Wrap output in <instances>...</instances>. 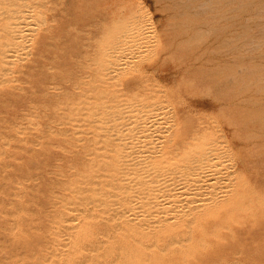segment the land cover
Here are the masks:
<instances>
[{"label":"rangeland","instance_id":"rangeland-1","mask_svg":"<svg viewBox=\"0 0 264 264\" xmlns=\"http://www.w3.org/2000/svg\"><path fill=\"white\" fill-rule=\"evenodd\" d=\"M5 6L14 7V10L5 8ZM10 10V15L16 11L15 17L18 19L21 17L23 20H27L30 17L29 21L27 20L29 28H27L29 26L26 24L27 22H23L20 18L22 24L25 23L22 26H25L27 31L28 29L30 31V28L35 30L33 27H37V25H40V28H36L35 32L31 30L33 33L26 32L29 37L26 36L24 29L22 35L25 38L22 36V41L18 40L19 44L22 46L23 43L30 41L32 44L29 43L30 46L28 43L25 44L24 47L29 46L26 47L27 50L21 49L23 46L20 47L19 54L18 52L14 53L15 57L4 62H1V55L6 48L0 46V70L2 71L0 72V264H75V261L79 260L78 264H116V259L120 256L117 240L102 235L88 236L81 233L87 227V221L96 225V228L102 229L104 225L101 223L100 227L99 221H104L112 216L104 213L103 209H96L93 211L94 214L93 212L75 211V208L70 206L65 209L66 211L64 210V213L69 212L70 214L68 213V216L63 214L61 205H55L56 198L61 193L55 186L60 183L61 186L58 187L61 190L64 189L68 185L65 182L71 181L72 176H76V172L78 175V171L83 168L80 165L85 163V160L87 161V156L84 155L87 152L83 148L86 149L88 144L86 142H89V138L86 140L83 138L90 137V131L86 129L93 130L98 124L103 123V120L111 113V111L107 112L106 107L120 105V108L124 109L127 98L131 99L130 101L127 99L128 103L135 104L133 109L136 112L134 114L138 111L143 113L140 112L142 115L136 114L137 116L140 114L141 117L146 115V111L157 109L158 105L163 110L167 107L164 111H159L165 115L163 117L165 119L160 122L161 130L164 129V126L173 124V117L170 116L173 114L171 112L176 111L179 120L182 117L180 125L185 127L183 130H190V126L196 127L201 130L197 131V134H200L203 129L211 128L214 131L211 134L212 138L228 142L232 147L233 154L224 157V160L227 162L225 163L227 169L235 170V172L234 176L231 174L225 179L227 182L225 181L222 186L226 188L222 190L221 195L223 196L221 201L228 202L229 199H232L231 203L229 202V211L223 210L216 217H214L215 215L206 217L209 215L203 213L202 225L211 228H207L206 233H198L199 240L195 245L188 246L183 252L180 250L170 251L165 257L168 259L178 258L182 264H264V0H0L1 20L6 18ZM25 12L30 16L24 14ZM138 12H143L147 17L146 23L138 22V27L141 25L139 29L142 34L137 39L141 43L139 41L136 44L135 42L120 44L118 52L127 51L128 53L119 54L117 52L116 58L107 57L108 61H114L113 66L107 64L108 68L106 66L98 67L100 65L97 62H100L98 60L100 58L97 56L100 53L97 54L96 48L100 49L104 39H108V41L111 38L112 40L116 39L122 32L121 27L132 28L136 21L134 15ZM31 17L35 19L32 18V20ZM131 18L133 19L130 20ZM1 20L0 24H4L2 25L4 28L0 25V28H3L0 29V41L2 40L0 45L5 41V30L9 27L10 22L6 24V20ZM143 24H146V28ZM27 39L29 41L26 42ZM138 43L140 47H138ZM45 44L46 46H44ZM136 47L138 48L136 49ZM40 48L44 50L40 51ZM122 48L126 49L122 50ZM130 48H133V51ZM21 53L24 55L22 56ZM19 55H21V61ZM117 58L119 59L117 60ZM128 58L129 60H127ZM120 59L123 61L119 62ZM35 60L37 61L35 62ZM5 63L11 64L6 65ZM96 68L100 71L97 72ZM109 68L110 70H108ZM112 69L118 71L116 70L115 73ZM4 71L5 74H3ZM102 80L105 82H101ZM99 82L104 86H101ZM75 86L83 88L76 89ZM59 88L60 90H57ZM137 88L142 90L136 92ZM149 88L150 91H148ZM70 89L72 90L70 91ZM61 90L64 92H60ZM84 90L85 93H83ZM93 90H95L94 93L97 91L96 94L91 93ZM108 90L109 92H107ZM66 91L69 93L66 94ZM141 91L148 93H145L146 96H144L143 92L140 93ZM134 92L136 93L134 94ZM151 93L153 95H150ZM78 94H84L85 97L81 96L85 99L79 97ZM105 94L109 96L111 94L112 97ZM130 95L133 96L130 97ZM99 96L102 98V105L95 107V105L86 103L87 97L97 98ZM133 97L134 99H132ZM165 101H169L171 104ZM71 105H75V108ZM152 106L153 108H151ZM77 107L78 109H76ZM84 107L86 108L84 109ZM126 108L127 106L120 112H125ZM127 110L130 111L131 107ZM166 119H168L167 123L163 121ZM128 121L130 122V120ZM161 123H164V126ZM84 140L85 142H83ZM110 142L112 143L111 140L103 139L99 143V148L109 149ZM82 143L86 145H82ZM74 155L77 157L75 158ZM73 157L74 160L69 163ZM77 158L83 163L80 162L77 165L79 162H77ZM74 161L77 163L72 166L75 164ZM69 166H72L73 170L78 169V171L74 170V172L76 171L75 175ZM62 172L66 174H64L65 182H63L64 179L62 180ZM58 174L61 176L59 179H57ZM232 180L233 183L236 181L234 185ZM244 181L247 183H243ZM54 182L58 184L54 186ZM241 192L244 193L241 194ZM238 199L243 200L241 202L243 206L240 205ZM59 211L61 213H57ZM97 212L100 213V216ZM230 214L233 216L227 220ZM97 216L102 219H98ZM54 217H57L58 220ZM93 217H96L98 222H96V218L93 220ZM88 218L89 220H87ZM221 222L226 225H221ZM49 223L51 224L49 225ZM61 225H65L63 228L65 227L64 230L67 232L62 230ZM54 230H57V233L56 231L54 233ZM228 232L231 234L230 236ZM83 238L86 240L84 241ZM67 239L70 242L66 241ZM51 242L53 243L51 244ZM88 244H92L91 247ZM64 245L66 248L63 247ZM93 245H95L94 248H92ZM48 247L51 248V251ZM96 247L100 248L97 250ZM95 249L96 252H94ZM89 250H92L91 254ZM200 252L202 253L200 254ZM61 254L64 257L61 258Z\"/></svg>","mask_w":264,"mask_h":264},{"label":"bare ground","instance_id":"bare-ground-1","mask_svg":"<svg viewBox=\"0 0 264 264\" xmlns=\"http://www.w3.org/2000/svg\"><path fill=\"white\" fill-rule=\"evenodd\" d=\"M2 1V0H1ZM5 1V0H4ZM33 1V0H32ZM5 3V2H4ZM20 4V3H19ZM15 5V4H14ZM25 5V4H24ZM54 5V4H53ZM204 5V4H203ZM26 6V5H25ZM103 6V5H102ZM31 7V6H30ZM33 7V6H32ZM104 7V6H103ZM5 8H8L11 10H14V7H8L5 6ZM28 8V7H27ZM22 9V8H21ZM29 9V8H28ZM207 9V8H206ZM11 10L7 13L6 18H3L1 21H7L6 24H8L9 22V27L7 28L6 26V30H5V36H4V43L1 46V48H6V50L2 53V61L4 62L6 60H9L13 57H15L16 55H13L14 53H17L18 50L20 49V47H22L21 49L25 48L26 50L29 47L30 44H32L30 41L29 43L27 41H29L28 39L26 40V42L28 43L29 46L25 44L27 43H23V45L21 46L18 42V40L25 38L22 33L23 30L25 29V26L23 27L22 25H24L25 23L22 24V21L27 22V20L29 21V19L27 20H23L21 21V19L16 18V11L12 12L14 14L10 15ZM31 11V9H29ZM38 10V9H37ZM36 10L37 14L38 11ZM100 10V9H99ZM25 11V10H24ZM130 11V10H129ZM2 12V11H1ZM20 12V11H19ZM23 12V11H22ZM27 12V11H26ZM24 13V14H28V13ZM32 12V11H31ZM29 12V13H31ZM128 12V11H127ZM18 13V12H17ZM21 13V12H20ZM42 13V12H41ZM125 13V12H124ZM3 14V13H2ZM1 14V15H2ZM22 14V13H21ZM32 14V13H31ZM14 15V16H13ZM19 15V13H18ZM23 15V14H22ZM29 15V14H28ZM132 15V14H131ZM3 16V15H2ZM27 17V15H25ZM30 16V15H29ZM92 16V15H91ZM1 17V16H0ZM4 17V16H3ZM19 17V16H17ZM34 17L37 18L36 15H34ZM34 17H31L34 18ZM39 17V14H38ZM129 17V16H128ZM134 17L136 18L135 23L133 24L134 26L132 28H127V27H121V34L116 38L113 39L112 38L108 41V39H104L102 40V45L99 48H96L97 50V54L98 52L100 53L97 57H99L100 59H98L100 62H97V64L99 63L100 66L98 67H104L106 66L108 68L109 65L107 64H111L110 66H113L114 61H108L107 57H113L116 58L119 49L120 44H128V43H133L135 42H139L140 40H138L137 38H140V35L142 34L140 32L139 27H141V25L138 27V22H145V19L147 18L146 15L143 12H138L134 15ZM70 18V17H68ZM15 19V20H14ZM35 19V18H34ZM133 18H131L130 20H132ZM14 20V21H11ZM33 20V19H32ZM37 20V19H36ZM86 20V19H85ZM135 20V19H134ZM133 20V21H134ZM31 21V20H30ZM35 21V20H34ZM148 21V20H147ZM127 22V21H126ZM37 23V22H36ZM43 23H45L43 21ZM69 23V22H68ZM125 23V22H124ZM146 23V22H145ZM27 25H29V22L26 23ZM31 24V23H30ZM39 24V23H37ZM141 24V23H140ZM149 24V23H148ZM152 24V23H151ZM1 25V24H0ZM4 25V24H2ZM1 25V27H3ZM33 25V24H32ZM31 25V26H32ZM122 25V24H121ZM145 25L146 28V24ZM35 26V25H34ZM40 26V25H39ZM37 25V27H33L35 28V30L30 28V31L28 29V31L26 32H32L31 30H33L34 32L36 31V28L39 27ZM27 27V26H26ZM30 25L27 27L29 28ZM143 27V26H142ZM4 28V27H3ZM2 28V29H3ZM40 28V27H39ZM38 28V29H39ZM150 28V27H149ZM148 28V29H149ZM1 29V28H0ZM1 29V30H2ZM151 29V28H150ZM120 31V29H119ZM118 31V32H119ZM142 31V28H141ZM145 31V30H143ZM150 31V30H149ZM88 32V31H87ZM93 32V31H92ZM33 33V32H32ZM31 33V35H32ZM98 33V32H97ZM101 33V32H100ZM152 33V32H151ZM24 34V35H25ZM39 34V33H38ZM54 34V33H53ZM115 34V35H116ZM154 34V32L152 33ZM3 35V34H2ZM29 35V34H28ZM26 34V36H28ZM114 35V36H115ZM149 35V34H148ZM8 36V37H7ZM23 36V38H22ZM39 36V35H38ZM29 37V36H28ZM59 37V36H58ZM1 38V37H0ZM27 38V37H26ZM37 38V36H36ZM35 38V39H36ZM40 38V37H39ZM42 38V36H41ZM44 38V37H43ZM79 38V37H78ZM155 38V37H154ZM31 39V38H30ZM33 39V37H32ZM31 39V40H32ZM147 39V38H146ZM40 40V39H39ZM46 40V39H45ZM138 40V41H137ZM145 40V39H143ZM142 40V41H143ZM22 41V40H21ZM84 41V40H83ZM147 41V40H145ZM2 42V40L0 41ZM35 42V41H34ZM33 42V45H34ZM38 43V42H37ZM72 43V41H71ZM100 43V44H101ZM141 43V41H140ZM147 43V42H145ZM36 44V43H35ZM43 43H41L42 45ZM139 44V43H138ZM154 44V43H153ZM62 45V44H61ZM93 45V44H91ZM143 45V44H142ZM43 46V45H42ZM46 46V44L44 45ZM122 46V45H121ZM127 46V45H126ZM123 46V47H126ZM135 46V45H134ZM35 47V46H33ZM37 47V46H36ZM41 47V46H40ZM131 47V46H129ZM140 47V44L139 46ZM136 47V49L138 48ZM155 47V46H154ZM45 48V47H43ZM142 49L144 48L141 47ZM33 49V48H32ZM35 49V48H34ZM38 49V48H37ZM36 49V50H37ZM40 51H43L42 48H40ZM69 49V48H68ZM83 49V48H82ZM126 49V48H124ZM122 48V50H124ZM131 49V48H130ZM133 49V48H132ZM131 49V50H132ZM135 49V48H134ZM135 49V50H136ZM25 50V51H26ZM100 50V51H99ZM121 50V51H122ZM140 50V49H139ZM20 51V50H19ZM22 51V50H21ZM24 51V52H25ZM120 51V50H119ZM133 51V50H132ZM132 51H129L130 53H132ZM148 50H146L147 52ZM68 52V51H67ZM84 52V51H83ZM92 52V51H91ZM118 52V53H117ZM126 53H128L127 51H124ZM123 52V53H124ZM149 52V51H148ZM37 53V52H36ZM41 53V52H40ZM87 53V52H86ZM122 53V52H121ZM119 53V54H121ZM122 53V54H123ZM143 53V52H142ZM145 53V52H144ZM152 53V52H151ZM19 54V52H18ZM17 54V55H18ZM22 54V53H21ZM76 54V53H74ZM93 54V53H92ZM141 54V52L139 53V55ZM146 54V53H145ZM24 54H22L23 56ZM0 56V57H1ZM21 59V55H19ZM80 56V55H79ZM123 56V55H121ZM121 56H119L121 58ZM132 56V54H131ZM130 56V57H131ZM135 56V55H134ZM133 56V57H134ZM28 57V56H27ZM31 57V56H30ZM89 57H91L89 55ZM93 57V56H92ZM129 57V58H130ZM142 57V56H140ZM149 57V56H148ZM18 58V56H17ZM16 58V59H17ZM25 58V56H24ZM23 58V59H24ZM33 58V57H32ZM129 58L127 60H129ZM136 58V57H134ZM145 58V57H144ZM35 59V58H34ZM55 59V58H54ZM91 59V58H90ZM119 58H117L118 60ZM123 59V57H122ZM120 59L119 62L122 60ZM137 59V58H136ZM18 60V59H17ZM32 60V59H31ZM38 60V59H37ZM35 60V62L37 61ZM124 60V59H123ZM122 60V61H123ZM12 61V60H11ZM14 61H16L14 59ZM21 61V60H20ZM27 61V60H25ZM62 61V60H61ZM78 61V60H77ZM84 61V60H83ZM89 61V60H88ZM95 61V60H94ZM143 61V60H142ZM29 63V61H27ZM33 62V61H32ZM86 62V61H85ZM82 62V63H85ZM107 62V63H106ZM26 63V62H24ZM87 63V62H86ZM85 63V64H86ZM105 63V64H104ZM116 63V62H115ZM118 63V62H117ZM122 63V62H121ZM131 63V62H130ZM6 65H9L11 63H5ZM19 64V63H18ZM21 64V63H20ZM27 64V63H26ZM24 64V65H26ZM89 64V63H88ZM87 64V66H88ZM93 64V63H92ZM96 64V63H94ZM128 64V62H127ZM133 64V63H132ZM14 65V63H13ZM29 65V64H28ZM34 65V64H32ZM80 65V64H79ZM82 65V64H81ZM1 66V65H0ZM22 66V65H20ZM53 66V65H52ZM85 66V65H84ZM86 66V67H87ZM95 66V65H94ZM124 66V65H123ZM145 66V65H144ZM4 67V66H3ZM101 67V68H102ZM105 67V69H106ZM118 67V66H117ZM122 67V66H121ZM125 67V66H124ZM28 68V67H27ZM65 68V67H64ZM84 68V67H83ZM94 68V67H93ZM99 68V69H101ZM138 68V67H137ZM15 69H17L15 67ZM21 69V68H20ZM86 69V68H85ZM87 69L89 70V68L87 67ZM86 69V70H87ZM104 69V68H103ZM121 69V68H120ZM5 70V69H4ZM23 70V69H22ZM85 70V71H86ZM97 70V68H96ZM110 70V68L108 69ZM113 70V69H112ZM111 70V71H112ZM117 70V69H116ZM115 70V71H116ZM146 70V69H145ZM7 71V69H6ZM14 71V70H13ZM25 71V70H24ZM83 71V70H82ZM100 71V70H99ZM97 70V72H99ZM114 71V70H113ZM114 71V72H115ZM118 71V70H117ZM116 71V72H117ZM0 72H2L0 70ZM28 72V71H27ZM74 72V71H73ZM89 72V71H88ZM92 72V71H90ZM96 72V73H97ZM114 72H112L113 74H115ZM124 72V71H123ZM137 72V69H136ZM21 73V72H20ZM29 73V72H28ZM80 73H82L80 71ZM79 73V74H80ZM87 73V72H86ZM85 73V74H86ZM112 73H107V74H112ZM1 74V73H0ZM3 74H5V71L3 72ZM94 74V73H93ZM98 74V73H97ZM105 74V73H104ZM8 75V74H7ZM10 75V74H9ZM8 75V76H9ZM116 75V74H115ZM155 75V74H154ZM146 76V75H144ZM56 77V76H55ZM96 77V75H95ZM101 77V76H100ZM78 78V77H77ZM84 78V76H83ZM88 79V76L86 77ZM90 78V76H89ZM102 78V77H101ZM145 78V77H144ZM170 78V77H169ZM172 78V77H171ZM82 79V78H79ZM97 79V78H96ZM167 79V78H166ZM165 79V80H166ZM22 80V79H21ZM85 81V79H83ZM82 80V81H83ZM168 80V79H167ZM170 80V79H169ZM23 81V80H22ZM61 81V80H60ZM89 81V80H88ZM87 81V83H88ZM92 81V80H90ZM101 82H105V81H101ZM99 82L102 85V83ZM135 82V81H134ZM147 82V81H146ZM16 83V82H15ZM76 83V82H75ZM79 83V82H78ZM86 83V82H85ZM133 83V82H132ZM137 83V82H136ZM134 83V84H136ZM72 84V83H71ZM81 84V83H79ZM126 84V83H125ZM124 84V85H125ZM57 85V84H56ZM73 85V84H72ZM75 85V84H74ZM83 85V83H82ZM128 85V84H127ZM126 85V86H127ZM153 85V84H152ZM166 85V84H165ZM55 86V85H54ZM84 86V85H83ZM100 86V87H101ZM129 86V85H128ZM131 86V85H130ZM155 87V85H153ZM167 86V85H166ZM76 87V86H75ZM79 86L76 87V89ZM82 86H80L79 88H81ZM99 87V86H98ZM112 87V86H109ZM120 87V86H119ZM122 87V86H121ZM133 87V86H131ZM135 87V86H134ZM137 87V86H136ZM144 90L143 85L141 86ZM65 88V87H63ZM72 88V87H71ZM78 88V89H79ZM83 88V87H82ZM87 88V87H86ZM102 88V87H101ZM104 89L106 88L103 87ZM108 88V86H107ZM113 88V87H112ZM117 88V86H116ZM130 88V87H129ZM146 88V87H145ZM157 88V87H155ZM53 89V87H52ZM96 89V88H95ZM115 89V87H114ZM118 89V88H117ZM147 89V88H146ZM20 90V89H19ZM57 90H60L57 89ZM64 90V89H63ZM63 90H61L60 92H64ZM72 89H70L71 91ZM74 90V88H73ZM83 90V89H81ZM86 90V89H85ZM85 90L83 93H85ZM103 90V89H102ZM107 90V89H106ZM113 90V89H112ZM132 90V89H131ZM137 90H139L138 88L135 89V91L137 92ZM142 90V89H140ZM139 90V91H140ZM95 90H93L94 93ZM111 91V90H110ZM116 91V90H114ZM113 91V92H114ZM122 91V90H121ZM148 91H150V88L148 89ZM153 91V90H151ZM156 91V90H154ZM77 92V91H76ZM80 92V90H79ZM87 92V90H86ZM89 92V91H88ZM97 92V91H96ZM96 92L94 94H96ZM109 92V90L107 91ZM128 92V91H126ZM134 92V94L136 93ZM143 91H141L140 93H142ZM159 93V91H157ZM162 92V91H161ZM160 92V93H161ZM66 94L69 92H65ZM64 93V94H65ZM73 93V92H71ZM105 93V92H104ZM112 93V92H110ZM122 93V92H121ZM124 93V91H123ZM139 93V92H138ZM139 93V94H140ZM146 93V92H145ZM145 93L143 92L142 94L144 96ZM148 93V92H147ZM146 93V94H147ZM163 93V92H162ZM58 94V93H57ZM80 94V93H79ZM78 94V95H79ZM116 94V93H115ZM125 94V93H124ZM123 94V95H124ZM129 94V93H128ZM131 94V93H130ZM133 94V91H132ZM164 94V93H163ZM70 95V94H69ZM84 96V94H81ZM79 95V97L81 96ZM86 95V94H85ZM108 95V94H105ZM114 95V94H112ZM118 95V94H116ZM122 95V94H121ZM127 95V94H126ZM150 95H153L152 93ZM148 95V96H150ZM7 96V95H5ZM81 96V97H83ZM109 96V95H108ZM111 96V94H110ZM109 96V97H110ZM133 96V95H132ZM130 95V97H132ZM67 97V96H65ZM76 97V94H75ZM85 97V96H84ZM83 97V98H84ZM101 96L97 97V98H86V103H89L91 105H95V107H97L96 105L100 106L102 105V98H100ZM108 97V98H109ZM112 97V96H111ZM128 97V95H127ZM155 97V96H153ZM164 97V96H163ZM3 98V97H2ZM70 98V97H69ZM119 98H120V94H119ZM71 99V98H70ZM77 99V97H76ZM80 99V98H79ZM85 99V98H84ZM83 99V100H84ZM125 99V98H124ZM129 99V98H127ZM125 99L127 101V103H125V106H127V108L131 110L128 111L127 108L125 110V112H120L123 111L125 109H121L120 105H117L115 107H106L107 112H110V114H107L109 116H107L106 119L103 120V123H101L100 125L98 124V126L94 127V129L90 130V129H86L89 130V136H86V138L84 137L83 139H88L89 138V142H86L87 147L86 149L82 148L87 152V154L84 153L87 159V161L85 160L83 162L79 161L80 159H76L78 164L81 162L83 164H81L80 166H82L83 168L81 169V171H78V169H74L77 170L79 172V174L77 175L76 172V176H72V180L65 182L66 178L63 174V172L61 174H63L62 176V180L63 182H65L66 184H68L64 189L61 190L60 187H58L60 185L57 186L56 184H58L56 182H54V186L55 188L59 189L61 191V193L57 196L56 198V204L61 205L62 209L61 211L64 213V210L67 209L69 206L72 208H75V211H83V213H88V212H93L96 211V209H103V212L106 214L111 215L112 217H109V219L106 220H102L100 223V227H101V223H103V227L101 228H96L92 222L87 221V225L84 222V225H86L87 227H85L81 233L88 235V236H95V235H102L103 237L106 238H113L115 240H117L119 249H120V256H118V259H116V264H182V262L180 261V259L178 258H174V259H168L165 257V255H167L168 252L170 251H177L180 250L181 252L184 251V249H187L188 246L190 245H195L198 242V233L207 232V228L210 229L211 227H207L206 225L203 226L202 225V214L203 213H207L209 216L206 217H210L212 215H215L214 217L218 216L220 214V212L224 211H229L230 209V201L232 199H229L230 201L228 202H224L221 201L223 198L222 195V190L225 189L226 187H223L222 185H224L223 183L226 181L225 179L227 178V176H231V174H233L235 172L229 170V168L227 169V166H225V160L224 157H229L230 155H232L233 153L231 152L232 147L228 144V142H221L215 138H212L211 134L214 132L211 128L210 129H203L202 132H200V134H197V131H201L200 129L192 128L190 126V130H183L185 129L184 126L180 125V120L178 117V113H176V111H173L171 113H173L170 117H173V124H171L167 127H165L162 123V126L164 129H160L159 127L160 122L162 121V119L165 115L164 113H160V110H163V108L158 105L156 108L157 109H153L152 111L149 112H145L146 115L144 116H140V114L142 113L141 111H138L139 116H137L136 114H134L136 111L133 109V107L135 108V104H130L128 103V100ZM134 99V97L132 98ZM3 100V99H2ZM5 100V99H4ZM3 100V101H4ZM37 100V99H36ZM53 100V99H52ZM81 100V101H83ZM131 99H129L130 101ZM154 100V99H153ZM163 100V99H161ZM118 101V100H117ZM77 102V101H76ZM79 102V101H78ZM85 102V101H84ZM162 102V101H161ZM165 102H169V101H165ZM13 103V102H12ZM47 103V102H46ZM120 103V101H119ZM164 103V102H163ZM170 103V102H169ZM61 104V102H60ZM59 104V106H60ZM63 104V102H62ZM69 104V102H68ZM71 104V103H70ZM73 104H75L73 102ZM171 104V103H170ZM104 105V104H103ZM106 105V104H105ZM12 106V105H11ZM72 107L75 105H71ZM86 106V105H85ZM137 106V105H136ZM182 106V105H181ZM48 107V106H47ZM79 107V106H78ZM78 107L76 109H78ZM87 107V106H86ZM84 107V109L86 108ZM138 107V106H137ZM140 107V106H139ZM170 107V106H169ZM213 107V106H212ZM73 108V109H74ZM88 108V107H87ZM144 108V107H143ZM150 108V107H149ZM153 108V106L151 107ZM66 109V108H65ZM65 109L64 112H65ZM72 109V108H70ZM95 109V108H94ZM121 109V110H120ZM133 109V110H132ZM167 109V107L165 108ZM164 109V110H165ZM184 109V108H183ZM80 110V109H79ZM157 110V111H156ZM163 110V111H164ZM169 110V109H168ZM47 111V110H46ZM71 111V110H70ZM96 111V109H95ZM94 111V112H95ZM55 112V111H54ZM69 114H71L69 111H67ZM76 112V111H75ZM103 112V111H101ZM77 113V112H76ZM148 113V114H147ZM180 113V112H179ZM98 114V112H97ZM104 114V113H102ZM143 114V113H142ZM141 114V115H142ZM170 114V113H169ZM181 114V113H180ZM186 114V113H185ZM163 115V116H162ZM162 116V117H161ZM185 116V115H184ZM89 117V116H88ZM100 117V116H99ZM160 117V118H159ZM71 118V117H70ZM103 118H105L103 116ZM185 118V117H184ZM190 119H192L191 117H189ZM85 119V118H84ZM101 119V118H98ZM170 119V118H169ZM87 120H89L87 118ZM127 120H130V122L128 123ZM199 120V119H198ZM203 120V119H202ZM90 121V120H89ZM164 122L167 123L168 119L163 120ZM183 121V120H182ZM172 122V121H171ZM57 123V122H56ZM60 123V122H59ZM87 123V122H86ZM98 123V122H97ZM169 123V122H168ZM203 123V122H202ZM201 123V124H202ZM221 123V122H220ZM90 126L91 123L89 122ZM93 124V122H92ZM199 123L197 122V125ZM206 124V123H205ZM222 124V123H221ZM60 125V124H59ZM94 125V124H93ZM196 125V124H195ZM196 125V126H197ZM207 125V124H206ZM75 126V125H74ZM202 126V125H200ZM194 127V126H193ZM203 127V126H202ZM200 127V128H202ZM207 127V126H206ZM209 127V126H208ZM89 128V127H88ZM205 128V127H203ZM218 128V127H217ZM24 129V128H23ZM26 129V128H25ZM84 129V128H83ZM178 129V130H177ZM187 129V128H186ZM216 129V127H215ZM49 130V129H48ZM85 130V131H86ZM229 130V129H228ZM81 131V130H80ZM218 131V129H217ZM57 132V131H56ZM85 133V132H83ZM88 133V132H87ZM219 133V131H218ZM20 134V133H19ZM73 134V133H72ZM86 134V133H85ZM215 135V133H214ZM221 135V134H220ZM85 136V135H84ZM223 136V135H221ZM220 136V137H221ZM225 139V137H222ZM244 138V137H243ZM242 138V139H243ZM107 141L111 140L112 141V145L110 144L109 146H111L109 149H101L99 148V143L102 140ZM85 140L83 142H85ZM223 140V139H222ZM244 140V139H243ZM78 141V140H77ZM226 141V140H225ZM84 143H82L83 145ZM84 144V145H86ZM107 144V143H105ZM247 144V143H246ZM73 145V144H72ZM53 146V145H52ZM105 146V145H104ZM78 148V146H77ZM104 148V147H103ZM82 149V150H83ZM239 151V150H238ZM82 152V151H81ZM235 153V152H234ZM45 154V153H44ZM79 154V152H78ZM78 154H76L77 156H79ZM83 154V153H82ZM81 154V155H82ZM45 156V155H44ZM76 156V157H77ZM237 156V155H236ZM75 157V155H74ZM74 157L71 159V162L74 160ZM75 157V158H76ZM80 157V156H79ZM83 158V157H82ZM81 158V159H82ZM238 158V157H237ZM48 159V158H47ZM85 159V158H84ZM229 159V158H227ZM239 159V158H238ZM63 160V159H62ZM61 160V161H62ZM75 160V161H76ZM74 161V163H75ZM83 161V159H82ZM233 161V160H232ZM236 161V160H235ZM242 161V160H241ZM57 162H60V160ZM76 162V163H77ZM230 162V161H229ZM234 162V161H233ZM239 162V161H238ZM75 164H71L72 166L76 165ZM39 164V163H38ZM238 164V163H237ZM242 164V163H241ZM57 165V164H56ZM234 165V164H233ZM60 166V165H59ZM67 166V165H66ZM72 166L71 169L73 168ZM231 166V165H230ZM53 167V166H52ZM61 167V166H60ZM59 167V168H60ZM32 168V167H30ZM57 169V167H55ZM75 168H78V166ZM28 169V168H27ZM80 169V167H79ZM233 169V168H230ZM60 170V169H59ZM57 170V171H59ZM63 170V169H61ZM73 170V169H72ZM73 170V173L75 175V172ZM55 172V171H54ZM70 173V171H68ZM238 172V171H237ZM236 172V174H237ZM25 173V172H24ZM58 173V172H57ZM60 173V171H59ZM67 173V171H66ZM72 172L70 174H73ZM55 174V173H52ZM69 174V175H70ZM56 175V174H55ZM66 175V174H65ZM239 175V173H238ZM68 176V175H67ZM234 176V174L232 175ZM61 177L58 174V178ZM238 177V176H237ZM56 178V177H54ZM69 178L71 179V176H69ZM233 178V177H231ZM241 178V177H240ZM56 179V181H57ZM61 179V178H60ZM229 179V178H228ZM55 180V179H54ZM235 180V179H234ZM231 181V180H230ZM59 182V181H58ZM227 182V181H226ZM236 182V181H235ZM234 182V183H235ZM229 183V182H228ZM233 183V180H232ZM233 183V185H234ZM243 183H247V182H243ZM18 184V183H17ZM64 184V183H63ZM20 185V183L18 184ZM65 185V184H64ZM251 185V184H250ZM61 186V185H60ZM63 186V185H62ZM227 186V185H226ZM241 186V185H240ZM64 187V186H63ZM235 187V186H233ZM239 187V186H236ZM231 188V187H230ZM229 188V189H230ZM244 188V187H242ZM55 189V190H56ZM228 189V188H227ZM233 189V188H232ZM231 189V191L233 192V190ZM235 189V188H234ZM58 190V192H60ZM236 190V189H235ZM234 190V191H235ZM244 190V189H243ZM248 190V189H247ZM54 191V190H53ZM237 192V191H236ZM247 192V191H246ZM224 193V192H223ZM239 193V192H238ZM244 192H241V194ZM252 193V192H251ZM250 193V194H251ZM53 194V192H52ZM51 194V195H52ZM226 194V193H225ZM228 194V193H227ZM248 194V193H247ZM254 194V193H253ZM224 195V194H223ZM249 195V194H248ZM247 195V197H248ZM18 196V195H17ZM54 198V196H52ZM51 197V198H52ZM56 197V196H55ZM221 197V199H220ZM246 197V198H247ZM251 197V196H249ZM232 198V197H231ZM240 199V197H239ZM238 199V200H239ZM243 199V198H242ZM237 200V199H236ZM234 201V200H233ZM240 201V205H241V200ZM230 202V203H229ZM236 202V201H235ZM249 202V201H248ZM253 202V200H252ZM42 203V202H41ZM52 203L53 200H52ZM244 203V202H243ZM250 203V202H249ZM46 204V203H45ZM233 204V202H232ZM249 205V204H248ZM254 205V204H253ZM51 206V204H50ZM243 206V205H241ZM261 206V205H259ZM56 207V206H55ZM239 207V206H238ZM235 208L236 205H235ZM240 208V207H239ZM238 208V210H239ZM242 208V207H241ZM245 208V207H243ZM254 208V207H253ZM262 208V207H261ZM232 209V208H231ZM234 209V208H233ZM255 209V208H254ZM259 209V207L257 208V210ZM236 210V209H235ZM234 210V211H235ZM66 211V210H65ZM70 211V210H69ZM226 211V212H227ZM234 211H232L234 213ZM241 211V210H240ZM252 212V211H251ZM261 212V211H260ZM57 213H61L60 211ZM69 213V212H68ZM68 213L66 214L68 216ZM73 213V212H71ZM81 213V212H80ZM95 214V212H93ZM98 213V212H97ZM240 213V212H239ZM247 213V212H246ZM245 213V214H246ZM54 214V213H53ZM70 214V213H69ZM91 214V213H90ZM100 216V213H98ZM103 214V213H102ZM101 214V217H103V215ZM52 215V214H51ZM73 215V214H72ZM97 215V214H96ZM93 215V216H96ZM227 215V214H226ZM253 215V214H252ZM66 216V217H67ZM92 216V214H91ZM98 219H102L99 218ZM107 216V215H106ZM205 216V215H204ZM233 215H229L227 217V220L230 219ZM238 216V215H237ZM251 216V213H250ZM53 217V216H52ZM70 217V215H69ZM204 217V218H206ZM248 217V216H247ZM55 218V217H54ZM57 218V217H56ZM55 218V219H56ZM58 218H60V216H58ZM57 218V220H58ZM84 218V216H83ZM93 220H96V217H93ZM96 218V219H95ZM212 218V217H211ZM235 218V217H234ZM244 218V217H243ZM26 219V218H25ZM62 219V218H61ZM91 219V218H90ZM98 219L96 222H98ZM214 220V218H212ZM216 219V218H215ZM43 220V218H42ZM56 220V221H57ZM70 220V219H69ZM68 220V221H69ZM82 219L80 218V221ZM89 220V218L87 219ZM207 220V218L205 219ZM224 220V219H222ZM244 220V219H243ZM38 221V220H37ZM40 221V220H39ZM51 221V218H50ZM67 221V220H66ZM73 222V220H71ZM204 221V220H203ZM225 221V220H224ZM241 221V220H239ZM55 222V220H54ZM53 222V223H54ZM90 222V223H88ZM95 222V221H94ZM206 222V221H205ZM231 222V221H229ZM228 222V224H229ZM245 222V220H244ZM52 223V224H53ZM62 223V222H61ZM71 223V222H68ZM77 223V222H76ZM92 223V224H91ZM240 223V222H239ZM51 223H49L50 225ZM67 224V223H64ZM223 223L221 222V225ZM225 224V223H224ZM223 224V225H224ZM243 224V223H242ZM9 225V224H8ZM16 225V224H15ZM43 225V224H42ZM57 225V223H56ZM77 225V224H76ZM83 225V222H82ZM80 225V226H82ZM208 225V223H207ZM219 225V224H218ZM226 225V224H225ZM224 225V226H225ZM235 225V224H234ZM241 225V224H240ZM63 226L65 225H61L62 230H64ZM74 226V225H73ZM52 227V226H51ZM70 227V226H69ZM72 227V226H71ZM215 227V226H214ZM218 227V226H217ZM227 227V226H226ZM230 227V224H229ZM12 228V227H11ZM53 228V227H52ZM56 228V227H55ZM57 228L59 229V227L57 226ZM80 228V227H79ZM54 229V228H53ZM214 229V228H213ZM232 229V228H231ZM11 230V229H10ZM60 229V231H62ZM67 230V229H66ZM77 230V229H76ZM14 231V230H13ZM57 233V230H54V233ZM78 231V230H77ZM227 231V230H226ZM224 231V232H226ZM52 232V231H51ZM50 232V233H51ZM59 232V231H58ZM64 232H67L64 230ZM212 232V231H211ZM223 232V231H221ZM49 233V234H50ZM75 234L77 232H74ZM53 234V232H52ZM51 234V235H52ZM60 234V233H59ZM74 234V235H75ZM229 234V232H228ZM73 235V232L71 234V236ZM231 234H229L230 236ZM236 235V234H235ZM40 236V235H39ZM64 236V235H63ZM220 236V235H219ZM234 236V235H233ZM54 237V236H53ZM59 237V236H58ZM69 237V236H68ZM49 238V237H48ZM57 238V235H56ZM61 238V237H60ZM73 238V236H72ZM202 238V237H201ZM205 238V236H204ZM210 238V237H209ZM230 238V237H229ZM52 239V238H51ZM59 239V238H58ZM58 239H55L56 241ZM62 239V238H61ZM71 239V238H69ZM84 239V238H83ZM89 239V238H88ZM99 239V238H98ZM223 239V238H222ZM225 239V238H224ZM54 240V241H55ZM64 240V239H63ZM86 239H84L85 241ZM103 240V239H102ZM209 240V239H208ZM213 240V238H212ZM220 240V239H219ZM218 240V241H219ZM234 240V239H233ZM68 241V239L66 240ZM76 241V240H75ZM89 241H91L89 239ZM214 241V240H213ZM216 241V240H215ZM226 241V240H225ZM232 241V240H231ZM62 242V241H60ZM65 242V241H64ZM70 242V241H68ZM94 242V241H93ZM210 242V241H209ZM222 242V241H221ZM233 242V241H232ZM53 242H51L52 244ZM56 243V242H54ZM74 243V242H73ZM227 243V242H226ZM59 244V243H56ZM61 244V243H60ZM209 244V243H208ZM92 245V244H91ZM90 244H88V246L91 247ZM96 245V244H95ZM92 248H94V246ZM211 245V244H210ZM213 245V244H212ZM30 246V245H29ZM61 246V245H60ZM68 246V245H67ZM87 246V248H88ZM55 247V246H54ZM64 248H66V246H63ZM86 247V246H85ZM213 247V246H212ZM50 248V247H48ZM91 248V249H92ZM100 248V247H99ZM98 248V249H99ZM192 248V246H191ZM200 248V247H199ZM211 248V247H209ZM207 248V249H209ZM57 249V247H56ZM97 249V247H96ZM96 249L94 252H96ZM97 249V250H98ZM201 249V248H200ZM206 249V250H207ZM212 249V248H211ZM62 250V249H61ZM83 250H87V249H83ZM51 251V248H50ZM55 251V250H54ZM88 251V250H87ZM90 254L92 253V250H89ZM63 252V251H62ZM68 252V250H67ZM86 252V251H84ZM52 253V252H51ZM58 253V251H57ZM61 253V251H60ZM59 253V254H60ZM198 253V252H197ZM202 252H200L201 254ZM205 253V251H204ZM53 254V253H52ZM56 254V253H55ZM88 254V252H87ZM89 254V255H90ZM179 254V253H178ZM51 255V254H50ZM54 255V254H53ZM57 255V254H56ZM84 255V254H83ZM174 256V255H172ZM177 256V254H176ZM182 256V255H180ZM61 258L64 257V255L60 256ZM195 257V256H194ZM58 258V257H57ZM60 258V259H61ZM89 258V256H88ZM172 258V257H171ZM182 259V258H181ZM192 259V258H191ZM190 259V260H191ZM196 259V258H195ZM194 259V260H195ZM215 259V258H214ZM63 260V259H62ZM189 260V261H190ZM50 261V260H49ZM80 261V260H79ZM79 261H75V264ZM196 261V260H195ZM82 262V261H81ZM83 263V262H82ZM189 263V262H188ZM215 263V262H214ZM217 263V262H216Z\"/></svg>","mask_w":264,"mask_h":264}]
</instances>
